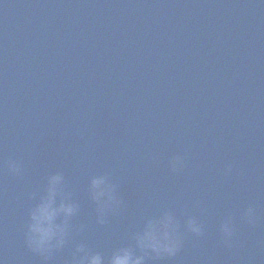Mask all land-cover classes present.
Listing matches in <instances>:
<instances>
[{"label": "clouds", "instance_id": "9594fccd", "mask_svg": "<svg viewBox=\"0 0 264 264\" xmlns=\"http://www.w3.org/2000/svg\"><path fill=\"white\" fill-rule=\"evenodd\" d=\"M179 164V159H174L173 169ZM7 167L14 170L15 162L7 161ZM89 195L101 218L116 203L113 186L106 175H95L90 179ZM77 214L78 205L64 192L63 177L59 173L48 175L28 209L27 246L47 260L54 250L64 247L71 233V221ZM243 215L252 221L253 209L247 208ZM187 228L193 233H201V226L193 220L187 221ZM178 229L174 214L170 210H161L155 215L145 216L128 241L113 248L108 255L89 249L85 243L77 244L73 264H145L148 258L172 257L180 247ZM220 231L225 238L230 237L231 221L224 220Z\"/></svg>", "mask_w": 264, "mask_h": 264}, {"label": "water", "instance_id": "95a60500", "mask_svg": "<svg viewBox=\"0 0 264 264\" xmlns=\"http://www.w3.org/2000/svg\"><path fill=\"white\" fill-rule=\"evenodd\" d=\"M25 231L26 226L0 200V262L2 264H73V258L60 250H54L47 260L33 252L27 246Z\"/></svg>", "mask_w": 264, "mask_h": 264}]
</instances>
